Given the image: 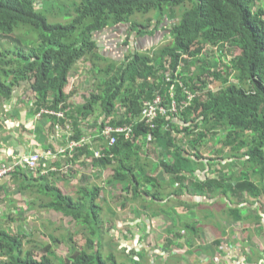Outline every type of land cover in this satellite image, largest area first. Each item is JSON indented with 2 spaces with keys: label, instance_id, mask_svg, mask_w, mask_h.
I'll return each instance as SVG.
<instances>
[{
  "label": "trees",
  "instance_id": "16d2710c",
  "mask_svg": "<svg viewBox=\"0 0 264 264\" xmlns=\"http://www.w3.org/2000/svg\"><path fill=\"white\" fill-rule=\"evenodd\" d=\"M52 1L60 6L63 4L58 0H0V98L11 99L15 88L23 84L24 89L32 92L30 97L33 95L39 109L47 106L65 110L70 107L71 93L65 91L70 72L79 61H89L96 69L93 90L77 112L86 116L101 103L102 114L107 117L114 111L116 102L123 101L126 102L123 119L113 120L112 124H134L133 120L139 119L144 108V99L153 93L145 82L140 91L134 93L131 86L136 85L137 80L144 78L147 81L159 69L166 71L165 64L168 63L176 71L183 62L181 77L192 89L196 84V73L191 77L187 75L189 68L196 66L200 75L213 76L223 86L205 91L207 84L201 82L203 86L194 87L196 97L180 114L179 121L159 116L155 119V128L136 122L132 139L118 134L113 146H105L104 157L94 158L93 162L101 167H112L113 176L109 182L131 183V200L142 196L144 200L147 196L152 200H165L167 198L157 189L156 178L146 172L149 164L141 163L143 150L136 142L138 138L151 136L165 150L154 170L161 168L169 174L172 177L170 183L179 184L178 190L191 187L193 195L209 196L220 190L227 194L230 189L238 204L248 201L247 194L256 199L264 196V8L257 7V0H74L73 9L54 12L53 8L49 12L52 19L65 22L49 20L44 7ZM180 6L185 7L181 14L177 12ZM152 11L161 15L157 23H162L164 17L172 21L178 19L170 29V42L160 49L158 61L155 62L149 54L128 48L126 59L117 63L100 51L95 33L123 24L128 27V40L125 41L128 44L134 30L147 34V26L139 24L133 17ZM67 17L70 21L65 19ZM78 29L80 31L76 32ZM67 33L73 36L69 37ZM208 43L237 48L240 53L233 56V66L231 63L227 70L211 69L207 60L201 57ZM165 58L167 62H164ZM233 67L236 68L235 75L229 71ZM231 77L236 81L232 82ZM73 114L74 109L70 112ZM220 126L223 131L227 129V134L222 140V149L217 152L220 154L226 147H231L229 158L238 159L239 155L244 158L243 172L239 176H230L235 183L221 175L201 179L195 175L197 169L189 166V161H197L200 169L206 170L208 165L222 163L224 158L221 155L210 158L200 154L203 142L208 137H217ZM179 134L184 136L182 140L178 139ZM80 135L81 131H78L75 138ZM188 147L193 151L190 152ZM89 148V145L79 148L77 154L85 151L93 156ZM111 153L114 155H109ZM206 159L208 165L204 162ZM2 162L4 160H0ZM249 163L252 167L248 166ZM8 176L18 184L16 191L25 193L26 190L27 195L33 196L37 193L41 202L36 205L30 199L29 209L37 206L54 210L71 217L88 232L85 247L72 246L69 257L58 256L51 244L43 247L41 257H35L33 251L23 250L24 237L21 234L0 229V249L9 257L10 264L131 263L129 260L118 262L114 254L104 257L102 250L95 248V244L101 245L103 239L102 206L98 203L102 187H80V195L74 198L58 190L50 180L51 174L35 177L27 171L12 170ZM189 179L190 182H186ZM144 184H151V188ZM2 188L8 190L5 184L0 186ZM129 201L125 197L121 208H125ZM229 208L230 218L237 222L257 220L264 214L261 211L259 214L245 213L243 206ZM136 258L139 260L141 256L137 254Z\"/></svg>",
  "mask_w": 264,
  "mask_h": 264
},
{
  "label": "crops",
  "instance_id": "0c3cea01",
  "mask_svg": "<svg viewBox=\"0 0 264 264\" xmlns=\"http://www.w3.org/2000/svg\"><path fill=\"white\" fill-rule=\"evenodd\" d=\"M261 6L264 8V0H257V7L259 8ZM127 28L128 27L126 25L122 24L104 29L94 35V38L98 41L99 48L106 51V53L101 52L110 57L109 60L112 62L119 63L124 60L120 58L118 59L117 57L122 53L123 47H125V50L127 48H132V51L136 49L140 51V49H148L152 45L147 40L152 39L155 41V33L153 34L147 31V34L144 35L138 33L137 30H134L129 37V43L126 44L125 41L128 40L126 38L128 33ZM105 32H112V34L108 36L110 39L105 36L101 38ZM118 33L119 35H117ZM145 37L147 38L146 42L143 40L146 39ZM164 46L165 45L161 46L157 50L160 52V49ZM209 46L215 48L218 52V56L212 60H207L210 59V56L208 55L204 57V60H207L208 66H211V69L219 67L222 70H227V66L232 63L231 61L233 56L240 53L237 48H230L229 45L218 46V44L213 45L208 43L205 44L201 55H203L205 49ZM227 49L231 51L232 49H237L238 53L232 55V58L225 61L222 52ZM140 52L148 53V51ZM76 66L70 72V77L74 74ZM165 67L167 69L166 71L164 69H159L156 71L155 75L149 76L147 81H144V78H142L141 80H137L136 85L131 87L134 93H138L143 82L151 86L153 93L149 98L146 97V100L144 99V108L148 103L157 102L159 107H164L166 109L169 117L166 118V120L171 119L179 121V117L181 116L180 114L192 105L193 100L196 97V93L193 91L194 87L196 85L203 86L201 82L207 84L205 91L209 88L212 89V87H210V85H208V83L203 79V76L207 74L200 75L201 72L196 66L189 68L188 75L183 74L184 76L187 75L191 77L192 73H196V84H194L192 89L189 85L185 84V79L181 77L184 69L183 62L178 65L176 71H174L173 67H170L169 63L165 64ZM235 69L236 68L233 67L229 71L235 75ZM94 75L88 82L91 87L90 92L93 90L92 83L94 82ZM209 77L214 79L213 76ZM231 81L235 82L236 80L234 77H231ZM192 82L193 81H191L190 85ZM216 86L217 89H219L223 86V84L220 81ZM72 90L74 91L65 90L67 93H71L68 101L70 107H67L65 110H54L47 106L41 107L47 108L48 110L46 111L48 112H42L40 110L41 108H38L33 95L30 97L32 92L26 88L24 89L23 84L18 85L15 88L11 99L6 100L4 98H0V160L13 164L16 171H27L30 175L35 177L51 174L50 180L55 183L60 192H63L62 183H67L62 179V176L64 174H68L67 177L81 175L80 173L83 174V170H86L84 165H87V167L92 166L95 170H97L94 173L99 174L106 169H112L110 166L101 167L93 162L94 158L104 157V154H106L107 151L105 147L106 145H108V147L112 146L110 144V137L103 133L105 127L110 126L115 129H125L123 132H113L112 135L117 138L118 134H123L126 139H132L134 124L136 122L144 123V108H142L139 119L133 120L134 124H112L113 120L120 121L123 119V113L126 109V106H123L126 102L123 101L116 102L114 111H112L107 117L102 114L103 111L101 109V103L96 104L93 107V111L88 113V115H81L77 112V108L86 103V100L90 97V93L81 91V89L77 86ZM199 92H201V90H199ZM61 106L59 108H61ZM73 109L75 114L70 115V112L73 111ZM89 116L92 117V121H90ZM219 128L223 127H218L217 133ZM78 131H81V135L75 138ZM226 134L227 129H224V131L217 136L223 135L225 138ZM224 138L214 137L216 141L220 142ZM151 139V136L138 138L136 142L142 146V142ZM74 142L80 143L81 145L70 148V144ZM86 145H89V151L94 153L93 156L84 153L85 151H82L79 155L77 154V149L83 148ZM217 150L220 149L217 148ZM97 151L102 153V155L97 157L95 155ZM35 153H39L41 156V165L37 170L32 171L15 165L16 160L19 158ZM109 155L113 156L114 154L111 153ZM237 158L239 159V157ZM227 161L228 159H224L222 163L219 162L218 164L223 166L227 163ZM204 162L208 165L207 162H209V160L206 159ZM229 162L230 163L228 165L232 166L234 162L237 163V159L229 158ZM146 165H148V163ZM72 168H75V171L71 172L70 170ZM153 168L154 166L151 169ZM151 169H147L150 171L148 174L153 178L161 179L157 189L162 196L167 199L158 200L157 198H154L157 200H152L151 196H147L146 200H144L142 196L137 200L129 201L131 204L135 202H140L142 204L140 207L136 205L131 206V211L129 212L130 219L123 223L125 224L124 229H122V232L118 236L119 245L124 248V252L127 256L126 259H124L125 261L129 260L131 262H129L130 264H165V262L168 263V261L172 262V264H264V243L262 242L264 237V214L257 220L237 222L233 220V218H230L229 212V207L231 206H243L246 213H251L252 209H256L257 212L254 214H259V211L264 212V210L261 209V206L264 208L262 199L252 198V201H249L252 202V205L250 206H248L246 202L238 204V200L234 198L235 196L230 189H228L227 194L221 193L220 190L216 193V195H220L225 200L228 198L232 199V203L225 204L222 207L223 215L220 216L217 215L216 212L206 211L208 205L213 204L215 201L216 195H193L190 193L193 190L191 187L189 190H178L179 184H171L170 180H172V177L169 174L163 172L162 169L159 168L157 174L154 173L153 175ZM240 172H243V170H240ZM240 172L237 174L238 176L241 174ZM231 174H226V172L222 171L217 166L215 167L209 165L206 170L198 168L195 173V175L201 177V179H205L207 176L213 178L216 176L220 177L221 175L229 180H233L232 183H235V180L230 178V176H232ZM112 176L113 175H111L108 181L112 178ZM80 177H82V181L86 180L84 179V175ZM186 182L189 183L190 179ZM124 183H128L129 192L133 194L131 183L125 181L115 182L114 184H121L122 190H125L123 188ZM4 184L7 188V185H9L8 178L0 180V186H4ZM96 185L102 187L97 183L93 186L84 185L83 187H94ZM145 186L148 189L151 188V184H147ZM152 189L153 191L156 190L155 188ZM79 190L80 187L77 191L76 197L80 195ZM13 191L16 192V187ZM36 194V192L34 196L33 194H30L29 197L32 196V198L36 197V199H39ZM63 194L66 193L63 192ZM0 195H3L4 199L6 198L8 200L6 196V189H0ZM169 195L172 197L168 198ZM170 200H172V202H169ZM157 202H160V204H157ZM100 205L102 206L101 203ZM245 206H247V208H245ZM254 206L256 207L252 208ZM102 210L103 207L101 212ZM2 211V204H0V213ZM101 212L100 215L102 219ZM210 213L213 215L209 216ZM159 217L165 221H170L168 222L170 225H166L165 221L164 223L157 222ZM102 223H104L103 219ZM241 223L242 227H246L245 229H241L242 227H239ZM160 229L171 233V235L164 232V236L160 237L162 232H155L160 231ZM101 230L103 232L102 224ZM103 236L104 232L102 237ZM147 237H160V239L157 240L156 243H153L152 240H145ZM187 237H191V240L188 241ZM199 237H201V239H199ZM224 238L228 239L227 243L223 240ZM95 248L96 250H99L103 248V246L102 244H95ZM252 248H255L256 250H253ZM257 250H261V252L258 253ZM249 253L253 254L251 260L250 257H247ZM137 254L141 256L139 260L137 259L138 257L136 258ZM109 255H111V253H109ZM103 256L108 257L104 254ZM133 257L136 258L135 261L130 260Z\"/></svg>",
  "mask_w": 264,
  "mask_h": 264
},
{
  "label": "rangeland",
  "instance_id": "374dc122",
  "mask_svg": "<svg viewBox=\"0 0 264 264\" xmlns=\"http://www.w3.org/2000/svg\"><path fill=\"white\" fill-rule=\"evenodd\" d=\"M58 1L63 4H61L60 6L57 2L52 1L50 4H47L44 7V10L48 14V18L51 22L61 21L60 19L59 20L52 19L51 15L49 16V12L50 11L52 12L53 8H54V12L58 10H60V12H66L67 8L73 9V6H71V4L73 3L74 0H58ZM184 8H185L184 6L178 7L177 12L181 14ZM160 17L161 15L159 14L158 11H152L148 14L140 13L138 16L133 17L134 19L137 20L139 24L147 26V28H145L146 31L156 34L155 41H153L152 39L147 40L146 37H145L146 39H143L144 42H146L147 40L149 41L150 44H152L148 49H140V51H148V53L146 54L152 56L155 62L158 61V57L160 56L159 51L157 49L170 42L171 40L170 29L172 28L174 23L178 20L176 19L175 21H172L164 17L162 23L161 22L157 23V20H159ZM65 19L70 21L69 17ZM61 22H65V21L63 20ZM79 31L80 29H78L76 32ZM70 32L72 33L73 30H70ZM119 33L117 35H119ZM138 33H140V30L138 31ZM67 34L69 35V37L73 36L72 35L73 33L72 34L67 33ZM111 34L112 32H108V33L105 32L101 38H103V36L108 38V36ZM108 39H110V37ZM126 50L125 47H123L122 53L117 56L118 59L119 58L126 59L128 53ZM100 51L106 53L105 50L100 49ZM237 53H238L237 49H232V51L227 49V50H223L222 52L225 61L229 60L230 58H232V55H235ZM206 55L210 56V59L207 60H212L213 58L218 56V52L216 51L215 48L209 46L205 49V52L201 57H205ZM164 60L167 61L166 58ZM94 74H96V69L93 67V65L90 62L79 61L76 66V70L74 71V74L71 75L69 84L67 85L65 90L74 91L72 89L76 88L77 86L81 89V91L90 93L91 87L90 84H88V82L89 79L92 78ZM203 79L208 83V85H210V87H212V89L213 88L217 89L216 85L220 82V81H215L213 78L207 75H204ZM89 117H90V121H92L93 120L92 117L91 116ZM222 132L223 131L221 129H218V134H221ZM173 135H175V133H173ZM177 136L179 140H182L184 138L182 134H179ZM217 137L224 138L223 135L222 136L219 135ZM152 139L145 140L144 142H142L143 152L141 156L142 157L141 163L144 164L148 163L149 169H151L154 166V168L151 169V171L153 172L152 174L154 175V173L157 174L159 170V168L154 170L155 166H157L159 159L163 157L165 150L163 149V147H161V145L156 144V141ZM222 147H223L222 141L221 142L216 141L214 138L208 137L203 142V147H201L200 154L210 158L211 156L221 155L225 160L228 159L227 163L223 166H221L220 164L217 165V163L210 166H215V167L217 166L219 167V169L226 172V174L230 175L232 173L231 175L233 174L237 175L240 172V170H242V165H245V163H243L244 158L239 155V159H237V163L234 162L235 165L233 164L232 166H229L228 164L230 163L229 157L231 153V147H226L224 152L222 150V153L219 154L217 152V148L222 149ZM188 149L190 150V152L193 151L192 147H188ZM242 151L243 149H241L240 153ZM189 166L193 169L200 168V164L197 161H189ZM248 166L252 167L250 163L248 164ZM84 167L86 170H83V174L80 173L81 175H73L72 177H67L68 174H64L62 176V179L65 182L69 183V184L62 183L63 184L62 190L64 193L76 197L79 187H83L84 185L93 186L94 184L97 183L103 187V190L100 192L98 198V203L99 204L101 203L103 207L101 213H102V219L104 221V223H102L104 236L102 240L103 248H101V250L105 256H108L109 253H111L116 256L115 258L117 259V261L119 262L124 261V259H126L127 256L124 252V248H122L119 245L118 236L122 232V229H124L125 224L123 223L127 222L130 219L129 212L131 211V206L136 205L140 207L142 203L135 202L131 204L129 202H126L127 207L121 208V202L125 199V197H128L129 200L131 201L132 194L131 192H129L128 183L123 184V188L125 190H122L121 184L116 185L108 181V179L112 175L111 168L106 169L99 174V173H94L97 170H95L92 166L87 167V165H84ZM70 171L71 172L75 171V168H72ZM146 172L148 173L150 171L147 170ZM82 175H84V179L86 180L84 181L81 180L82 177L80 176ZM7 178L9 182V185H7L8 190L6 191V196L8 200L6 198L4 199L3 195H0V204H2V208H3V211L0 213V229L11 231L14 234H19V235L21 234L24 237L23 240L24 251L26 250L33 251L35 257H41V255H43L44 252L43 247H45L48 244H51V247H53V249L55 250L58 256L66 258L71 255L72 250L70 248H72V246L75 245L78 248L85 247L86 237L88 232L86 229L83 228V225L78 224L71 217L64 216L63 214L56 212L54 210L38 208L37 206L34 209H29L28 207H29L30 199L35 201L36 205H39L41 200L38 198L36 199V197L33 198L32 196L29 197V195H27L24 192L23 194L22 191L19 190L16 192L13 191L14 188L18 186V184H16L12 180L11 176H8ZM156 180L158 183L161 182L160 178H157ZM257 180L260 184L258 177ZM210 195L215 196L212 193H210ZM215 198L216 199L213 202V204H209L206 211L216 212L217 215L222 216L223 215L222 207L225 204L232 203V199L228 198L225 200L220 195H216ZM234 198L236 199V197ZM247 198L248 201L246 203L248 204V206L252 205L251 204L252 202H249L252 201V197L247 194ZM260 199H262L264 204V196H262ZM169 202H172V200H170ZM157 204H160V202H157ZM255 207L256 206L252 208ZM245 208H247V206H245ZM261 209L264 210L262 206ZM244 212L246 213V210ZM256 212H257L256 209L251 210L252 214ZM164 221L165 220H163L161 217L157 219V222L160 223H164ZM168 222L170 221H165L166 225H170L168 224ZM239 227L240 228L242 227V223ZM245 228L246 227L243 226L241 229H245ZM155 232H162L160 234V237H163L164 232L166 231L160 229V231H155ZM166 233L168 235H171V233L168 232ZM160 237H147L145 238V240L146 239L152 240L153 243H156V241L159 240ZM187 238L188 241L191 240V237H187ZM199 239H201V237H199ZM223 240H225L226 243L228 242L227 238H224ZM262 242L264 243V237L262 239ZM252 249L256 250L255 248ZM257 252L259 253L261 252V250H257ZM175 256H179V255H175ZM247 257L248 258L250 257L251 260L253 254L249 253ZM178 261H183V260H178ZM0 264H10L9 257L1 249H0ZM136 264H140V263H136ZM143 264H152V263H143ZM165 264H172V262L168 261V263L165 262Z\"/></svg>",
  "mask_w": 264,
  "mask_h": 264
},
{
  "label": "built area",
  "instance_id": "2783aa9c",
  "mask_svg": "<svg viewBox=\"0 0 264 264\" xmlns=\"http://www.w3.org/2000/svg\"><path fill=\"white\" fill-rule=\"evenodd\" d=\"M42 112H47L46 110H42ZM165 117L169 118L168 114L166 112V109L164 107H159L157 102L154 103H148L146 107L143 110V118H144V123L148 125L151 128H154L155 126V119L158 117ZM125 129L118 128L115 129L113 127L107 126L104 128L103 133L110 137V144L114 145L117 138L116 136L112 135L113 132H123ZM80 143H72L70 144V148H74L77 146H80ZM97 157L101 156L102 153L97 151L95 153ZM18 165H22L25 168L37 170L39 166L41 165L40 163V155L39 154H32V155H26L23 156L21 160L16 163ZM15 164V165H16ZM14 165L9 164L8 162H4L3 164L0 165V179L3 178L5 175H7L8 172H10L13 169Z\"/></svg>",
  "mask_w": 264,
  "mask_h": 264
},
{
  "label": "clouds",
  "instance_id": "9594fccd",
  "mask_svg": "<svg viewBox=\"0 0 264 264\" xmlns=\"http://www.w3.org/2000/svg\"><path fill=\"white\" fill-rule=\"evenodd\" d=\"M40 110L42 111V110H48V109H47V108H41ZM47 112H48V111H47ZM115 143H116V142H115ZM112 146H113V145H112ZM35 154H36V153H35ZM37 154H39V153H37ZM39 155H40V154H39ZM28 156H29V155H28ZM40 157H41V156H40ZM21 159H22V158H19L18 160H16V163H18V161L21 160ZM4 162H7V161H4ZM4 162L0 163V165L3 164ZM40 163H41V158H40ZM9 164H10V163H9ZM16 165H17V166H21V167H23L22 165H18V164H16ZM14 167H15V166H14ZM14 167H13L12 170H15ZM23 168H24V169H28V170H32V171H34L33 169H29V168H25V167H23ZM12 170H11V171H12ZM15 171H16V170H15ZM6 178H7V177H6V175H5V176H4V179H6ZM0 180H1V179H0Z\"/></svg>",
  "mask_w": 264,
  "mask_h": 264
}]
</instances>
